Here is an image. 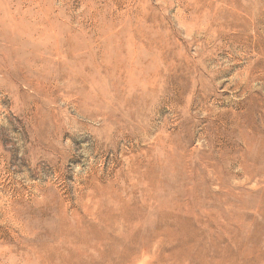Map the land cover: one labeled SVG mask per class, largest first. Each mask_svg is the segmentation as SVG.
Masks as SVG:
<instances>
[{
  "label": "rangeland",
  "instance_id": "obj_1",
  "mask_svg": "<svg viewBox=\"0 0 264 264\" xmlns=\"http://www.w3.org/2000/svg\"><path fill=\"white\" fill-rule=\"evenodd\" d=\"M182 230L187 257L163 262ZM250 243L252 261L264 0H0V264H206Z\"/></svg>",
  "mask_w": 264,
  "mask_h": 264
},
{
  "label": "bare ground",
  "instance_id": "obj_2",
  "mask_svg": "<svg viewBox=\"0 0 264 264\" xmlns=\"http://www.w3.org/2000/svg\"><path fill=\"white\" fill-rule=\"evenodd\" d=\"M224 26V25H223ZM97 180V179H96ZM94 187V186H93ZM261 214V213H260ZM70 215V214H69ZM262 215V214H261ZM263 227V226H262ZM158 230V229H157ZM254 234V233H253ZM165 238L167 239H170V240H179V245H180V250H181V253L180 254H173L172 255V253L171 254H168V255H166V256H164V258H163V262H166V260L167 259H169V257H171V256H174V257H177L178 256V258H180L181 259V261H184V255L186 254V252H184L185 251V249H184V247L186 246H184V230H182V231H179V232H177V233H169V234H167V235H165ZM187 240V239H186ZM187 242V241H186ZM189 242L191 243V241L189 240ZM189 242L187 243L188 245H190L189 244ZM192 244V243H191ZM245 245V244H244ZM243 245V246H244ZM218 246V245H217ZM187 247V246H186ZM242 247V246H241ZM248 247V248H247ZM178 248V249H179ZM188 249V251H189V253H190V251L191 250H189V248H187ZM190 249H192L191 247H190ZM177 250V249H176ZM187 251V250H186ZM256 251H259V249H258V247L255 245V244H253V243H250L249 244V246H244V249H242V250H239V251H237V254H235V256L231 253V252H229V251H225V250H223L222 248H217V249H215V252H216V254H214V256H213V258L211 259V261L212 262H210V263H206V264H225V257L227 258V257H229V259L231 260V261H233V263L232 264H242V263H245V264H257L259 261H261L262 260V258H264V254L261 256V257H258V258H256V260H254V258H252V261L250 260V255L253 253H255ZM172 252V251H171ZM175 253V252H174ZM188 255V254H187ZM254 256V255H253ZM187 257V256H186ZM185 257V258H186ZM189 257V256H188ZM236 257V258H235ZM172 259H174V258H172ZM228 259V258H227ZM131 260H133V259H131ZM176 260V259H175ZM254 260V261H253ZM135 261V260H134ZM172 261V260H171ZM120 264H132L131 263V261L129 260V261H126L125 262V258H122L121 260H120ZM209 262V261H208ZM227 262V261H226ZM199 263V262H198ZM202 263V262H201ZM204 263V262H203Z\"/></svg>",
  "mask_w": 264,
  "mask_h": 264
}]
</instances>
